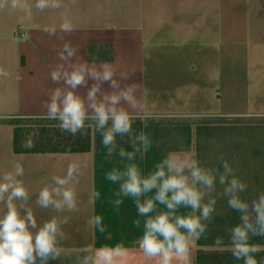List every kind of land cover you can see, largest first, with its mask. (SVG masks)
<instances>
[{
	"label": "crops",
	"instance_id": "obj_1",
	"mask_svg": "<svg viewBox=\"0 0 264 264\" xmlns=\"http://www.w3.org/2000/svg\"><path fill=\"white\" fill-rule=\"evenodd\" d=\"M34 3L28 0L30 6ZM64 5L43 12L34 7L30 13L0 11V68L8 73L0 76V177L21 163L24 175L19 179L29 192L25 206L32 208L38 226L53 216L67 219L61 226L66 235L59 241L62 255L48 264H77L84 250L92 254L117 244L127 249L126 264H153L143 258L138 244L145 217L138 215L131 197L114 204L119 183L108 180L107 173L129 163L118 152L108 157L95 143L87 153L14 152V126L8 121L46 118L41 103L55 87L49 72L63 42L44 29L55 28L59 35L63 13L74 29L65 39L79 47L85 60L91 63L93 47L99 49L97 62L114 63L118 70L134 67L127 82L141 85L144 107L138 118L259 117L264 116V0H64ZM102 87L109 90L107 84ZM146 125L140 131L152 144L135 160L142 174L154 171L169 154L197 159L195 147L156 151L153 125ZM69 164L78 166L76 209L57 213L41 208L39 191L51 184L53 175L64 176ZM94 191L99 197L93 203ZM5 211L0 204V215ZM93 215L103 218L104 233L88 225ZM198 250L194 241V264Z\"/></svg>",
	"mask_w": 264,
	"mask_h": 264
},
{
	"label": "clouds",
	"instance_id": "obj_2",
	"mask_svg": "<svg viewBox=\"0 0 264 264\" xmlns=\"http://www.w3.org/2000/svg\"><path fill=\"white\" fill-rule=\"evenodd\" d=\"M64 6V0H35L33 6L28 0H0V11L10 13H30L32 7L43 12ZM61 20L59 35L55 28L44 29L47 35L56 36L63 43L55 50L57 63L49 72V80L55 87L49 90L41 109L47 119L59 121L61 132L72 136L85 135L86 121L92 122L94 130L102 137L108 157L117 152L116 137H128L132 151L119 146L118 156L129 163L123 170L114 168L106 178L114 184L119 183L115 206L123 203L121 197H131L138 215L145 217L143 234L138 241L143 258L153 264H194L191 246L205 237L219 196L226 199L228 208L240 214L241 223L228 229V244L218 236L209 247L229 251L243 264H261L255 254L264 252V245L251 243L250 239L264 236V192L251 201L245 199L241 194L246 192L248 185L223 157L221 170L202 166L194 156L169 154L156 164L154 171L142 174L135 160L137 154L149 151L152 142L146 132L133 130V121L144 107L138 95L141 85L127 82L135 74V68L118 70L114 63L97 62L96 56L89 63L79 54V47L65 39L74 30L71 21L63 13ZM7 75L0 68V76ZM89 81H92L90 86ZM104 84L109 90L102 87ZM81 88L85 89L83 94L78 92ZM22 146L31 148L34 145L26 140ZM23 175L22 164L15 162L12 170L0 177V204L6 209L0 215V264H37V260L39 264H48L62 255L59 241L66 235L61 226L68 221L53 216L38 226L32 208L25 206L29 192L19 179ZM77 176L75 164H69L64 176L53 175L51 184L39 191L37 205L57 213L75 210ZM217 182L222 189L219 193ZM98 197L99 193L94 191L93 203ZM16 201L22 203L17 205ZM87 223L100 233L106 231L99 215H93ZM134 223L139 226L141 222L137 219ZM84 253L77 258V264H126L128 255L123 244L101 247L92 254L84 250Z\"/></svg>",
	"mask_w": 264,
	"mask_h": 264
},
{
	"label": "trees",
	"instance_id": "obj_3",
	"mask_svg": "<svg viewBox=\"0 0 264 264\" xmlns=\"http://www.w3.org/2000/svg\"><path fill=\"white\" fill-rule=\"evenodd\" d=\"M96 48L89 49V55L92 59ZM223 116H214V118ZM157 119L136 118L133 122V130L139 132L143 124L153 125L154 148L159 152H184L196 148L197 160L202 166L221 168L223 159L227 160L235 170V174L243 180L245 178V169L255 168L253 173L254 181L251 183L254 188L241 195L251 201L259 193L264 192V126H254L249 124L250 128L246 130L243 138L239 134L237 139L230 141L227 139L224 126L218 123L209 122V124H199L193 129L188 123H161ZM27 121H57L47 118H19L8 121L14 126V152L17 154H38V153H87L90 152L95 143L98 152H107L102 145V137L90 125L85 128L86 134L75 136L67 132H61L57 125L36 124L26 128L24 123ZM94 127V125H93ZM31 140L33 147L25 148L23 143ZM117 140V152L119 146H123L126 151H132V146L128 142V137ZM209 145V165L206 159V147ZM249 166V168H248ZM219 208L213 215L211 223L208 224V231L205 237L197 241L199 250L197 253V264H243L242 260H236L229 251L209 250L216 237H222L225 244L230 242V233L228 229L241 223L240 214L228 208L227 201L224 198L219 203ZM218 207V205H217ZM251 243L264 245V236H252ZM211 248V247H209ZM261 264H264V252L255 254Z\"/></svg>",
	"mask_w": 264,
	"mask_h": 264
},
{
	"label": "rangeland",
	"instance_id": "obj_4",
	"mask_svg": "<svg viewBox=\"0 0 264 264\" xmlns=\"http://www.w3.org/2000/svg\"><path fill=\"white\" fill-rule=\"evenodd\" d=\"M135 121V120H134ZM133 121V122H134ZM158 122L161 123H188L191 124L193 129L196 128L199 124H209V122L212 123H218L224 126L225 132L227 134V139L230 141H234L237 139L239 134L243 135V138L246 134V130L250 127L247 126L249 124H253L254 126H264V116L259 117H195V118H159L157 119ZM36 124L41 125H57L59 124V121H27L24 123V126L26 128L30 126H35ZM90 125L91 129L94 131V127L92 122L86 121L85 128H87ZM238 140V139H237ZM206 159L208 161L209 165V145L206 147V153H205ZM249 168V166H248ZM257 170V169H256ZM255 168H251L250 170L245 169V178L244 182L248 185V188L245 193H247L249 190L254 188V186L251 184L254 181L253 173L256 171ZM222 191L221 187L219 186L217 182V193ZM216 195V194H214ZM224 198H221L217 196V205L216 209H218L219 203L223 201ZM209 250H215L213 248H207Z\"/></svg>",
	"mask_w": 264,
	"mask_h": 264
}]
</instances>
